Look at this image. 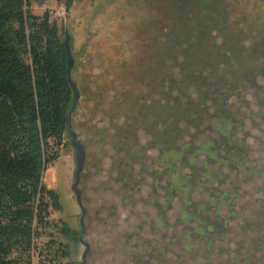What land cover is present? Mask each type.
I'll return each mask as SVG.
<instances>
[{"label":"rangeland","instance_id":"374dc122","mask_svg":"<svg viewBox=\"0 0 264 264\" xmlns=\"http://www.w3.org/2000/svg\"><path fill=\"white\" fill-rule=\"evenodd\" d=\"M30 10L48 13L74 58L86 263L264 264V0H73L69 11L30 0ZM53 148L43 181L60 210L49 220L74 236L49 227L37 246L53 238L69 256L34 261L82 264L66 133Z\"/></svg>","mask_w":264,"mask_h":264},{"label":"trees","instance_id":"16d2710c","mask_svg":"<svg viewBox=\"0 0 264 264\" xmlns=\"http://www.w3.org/2000/svg\"><path fill=\"white\" fill-rule=\"evenodd\" d=\"M63 1L69 11L73 0ZM66 67L64 35L48 13L34 15L30 0H0V264L69 256L53 238L36 244L51 226L74 236L49 220V208L60 210V201L43 181L66 133L72 99Z\"/></svg>","mask_w":264,"mask_h":264},{"label":"water","instance_id":"95a60500","mask_svg":"<svg viewBox=\"0 0 264 264\" xmlns=\"http://www.w3.org/2000/svg\"><path fill=\"white\" fill-rule=\"evenodd\" d=\"M64 45L66 48V55H67V67H66V78L68 81V84L72 91V99L70 106L66 112V135L69 137V144L71 148L74 151V160H75V170H74V181L72 184V191L75 195V201L80 208L81 215L79 218L80 226H81V232L79 236V241L84 245L85 250L83 251L81 258H82V264H87L85 261L87 252L89 250L88 244L83 241V233H84V226H83V219L85 215V208L82 205L81 201V193L78 189L79 183H80V175L84 167L85 162V150L81 142L78 140L77 134L72 130V114L74 113L77 103L80 99V92L77 87V84L75 80L72 78V69L74 66V58L72 56L70 42H69V36L66 34L64 37ZM45 172V170H44Z\"/></svg>","mask_w":264,"mask_h":264},{"label":"flooded vegetation","instance_id":"af4514ba","mask_svg":"<svg viewBox=\"0 0 264 264\" xmlns=\"http://www.w3.org/2000/svg\"><path fill=\"white\" fill-rule=\"evenodd\" d=\"M178 181H180V180H178ZM180 183H181V184H180ZM178 185H179V186H182V185L185 186L186 183L178 182ZM172 189L174 190V187H173ZM188 202H190V201L188 200ZM200 207H202V206H200V205L197 206V208H200ZM79 209H80V208H79ZM183 212H185V211H183ZM185 213H186V212H185ZM191 217H192L194 220L198 221V217H199V216H198L197 214H192ZM203 224H204V223H203ZM217 224H219V223H217Z\"/></svg>","mask_w":264,"mask_h":264}]
</instances>
